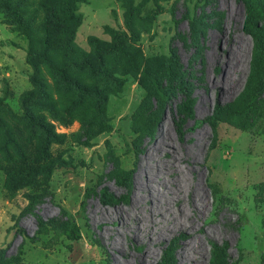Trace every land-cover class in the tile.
<instances>
[{
    "label": "rangeland",
    "instance_id": "rangeland-1",
    "mask_svg": "<svg viewBox=\"0 0 264 264\" xmlns=\"http://www.w3.org/2000/svg\"><path fill=\"white\" fill-rule=\"evenodd\" d=\"M158 3L159 13L134 20L136 37L125 43L138 70L108 54L93 78L96 105L55 124L66 136L51 147L57 162L32 208L44 229L22 212L41 189L8 196L0 169V248L17 256L9 264H264V74L242 30L243 4ZM150 8L148 0L140 14ZM77 9L74 43L85 51L88 35L106 40L103 26L123 28L121 0H86ZM25 48L0 12V95L8 89L15 112L30 87ZM147 76L163 85L175 78L166 102ZM236 103L227 122L214 118L216 105ZM65 213L79 228L75 241L60 233Z\"/></svg>",
    "mask_w": 264,
    "mask_h": 264
},
{
    "label": "trees",
    "instance_id": "trees-1",
    "mask_svg": "<svg viewBox=\"0 0 264 264\" xmlns=\"http://www.w3.org/2000/svg\"><path fill=\"white\" fill-rule=\"evenodd\" d=\"M123 3L122 29L103 26L108 39L88 35L90 50L85 51L74 43V35L81 22L77 6L86 0H0V12L4 20L12 24L26 41L25 62L30 68L27 75L30 87L18 97L19 112L5 101L8 89L0 95V169L3 172L2 189L8 196L25 186L39 187L41 191L27 196L22 212H31L37 230L44 229L41 218L32 212L33 205L47 191L48 180L57 162L52 145L61 144L64 132H58L55 124L66 125L74 119H82L96 105L99 97L93 80L101 73L110 53L124 56L131 66L132 54L125 43L134 40L136 18H150L161 11L160 0H151L153 8L140 14V7L148 0ZM244 7L242 30L254 41L258 51L260 74H264V0H240ZM145 75V71H138ZM149 77L157 100L164 103L169 97V86L174 77L163 85L154 76ZM49 78V80H48ZM54 85V94L50 85ZM59 85L61 87H59ZM187 104V103H185ZM190 103L184 105L188 110ZM39 106V110H34ZM239 103L213 108V116L228 121L237 111ZM128 174V172H127ZM125 174L120 175L123 177ZM91 191V190H90ZM102 197L112 198L104 187L98 189ZM82 201L80 202V206ZM60 233L68 240L79 238V228L73 215L65 213L60 222ZM0 248V264H9L17 256L5 257Z\"/></svg>",
    "mask_w": 264,
    "mask_h": 264
}]
</instances>
